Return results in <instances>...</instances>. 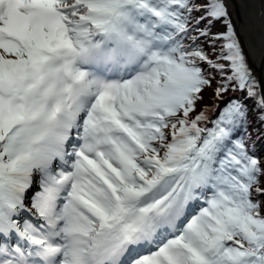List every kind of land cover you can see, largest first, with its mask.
<instances>
[{
  "label": "snow or ice",
  "instance_id": "6c2138e0",
  "mask_svg": "<svg viewBox=\"0 0 264 264\" xmlns=\"http://www.w3.org/2000/svg\"><path fill=\"white\" fill-rule=\"evenodd\" d=\"M232 9L0 0V264H264V77Z\"/></svg>",
  "mask_w": 264,
  "mask_h": 264
},
{
  "label": "bare ground",
  "instance_id": "6f19581e",
  "mask_svg": "<svg viewBox=\"0 0 264 264\" xmlns=\"http://www.w3.org/2000/svg\"><path fill=\"white\" fill-rule=\"evenodd\" d=\"M234 17L238 18L239 25L247 22L253 28L246 31L242 37L244 44L248 45L249 54L253 57V66L256 73L261 72L264 77V36L261 35V28L264 27L259 15L258 5H248L247 0H232ZM243 13V15H241Z\"/></svg>",
  "mask_w": 264,
  "mask_h": 264
},
{
  "label": "trees",
  "instance_id": "16d2710c",
  "mask_svg": "<svg viewBox=\"0 0 264 264\" xmlns=\"http://www.w3.org/2000/svg\"><path fill=\"white\" fill-rule=\"evenodd\" d=\"M215 30L216 29H214V31ZM211 95H212L211 90H208L206 92V94H205V101H204V103H206L208 105H211V99H210ZM251 118H252V128H250L249 131H253L254 129L261 128V125H259L256 122L255 117H254V114H253V116ZM262 130H264V129H262ZM253 138L255 139V132L253 133ZM257 153L259 155H261L262 158H264V142H258L257 143Z\"/></svg>",
  "mask_w": 264,
  "mask_h": 264
},
{
  "label": "water",
  "instance_id": "95a60500",
  "mask_svg": "<svg viewBox=\"0 0 264 264\" xmlns=\"http://www.w3.org/2000/svg\"><path fill=\"white\" fill-rule=\"evenodd\" d=\"M241 39H242V42H244L243 37H241ZM244 46H245V52H246V54L248 56V62H249L250 67L253 70V73L257 76V78H259V79L262 78L261 72L256 73L255 70H254V67L251 66V65H253V57L249 54L250 51L248 50V45L244 44Z\"/></svg>",
  "mask_w": 264,
  "mask_h": 264
}]
</instances>
